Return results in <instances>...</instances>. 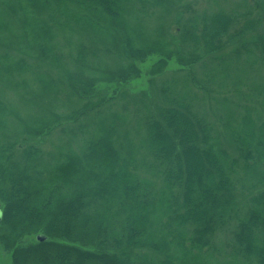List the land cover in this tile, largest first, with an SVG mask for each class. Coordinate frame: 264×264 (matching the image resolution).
Wrapping results in <instances>:
<instances>
[{"label":"trees","instance_id":"16d2710c","mask_svg":"<svg viewBox=\"0 0 264 264\" xmlns=\"http://www.w3.org/2000/svg\"><path fill=\"white\" fill-rule=\"evenodd\" d=\"M178 3L0 0V245L12 264H264V99L256 100L252 117L245 107L240 122L230 109L215 114L226 120L224 131L200 110L201 94L192 85L207 94L216 89L192 79V71L162 86L163 102L153 109L130 104L128 92L118 90L122 84L115 95L92 100L98 82L125 84L140 75L137 61L149 56L157 58L152 76L171 59L178 70L209 62L223 68L205 66L207 80L223 87L242 56L264 75L259 15L218 8L185 18ZM155 7L162 9L159 21L147 32L139 19ZM64 13L78 26L76 39L72 27L65 35L56 21ZM170 16L174 33L165 25ZM51 26L63 31L71 70L54 51ZM230 42L231 53H222ZM7 51L20 56L9 61ZM47 60L57 78L39 71ZM27 69H37L41 89L24 99L36 107L25 119L6 95L16 87L14 74ZM263 87L258 82L254 96ZM62 90L67 100H82L65 119H98L95 129L77 137L78 128L62 124L55 111ZM116 98L124 112L101 114ZM57 130L64 138L44 150L36 138Z\"/></svg>","mask_w":264,"mask_h":264},{"label":"rangeland","instance_id":"374dc122","mask_svg":"<svg viewBox=\"0 0 264 264\" xmlns=\"http://www.w3.org/2000/svg\"><path fill=\"white\" fill-rule=\"evenodd\" d=\"M179 3L177 4V7H184L185 8V18L188 17V15H193L194 13H199L201 11L204 12H210L213 10H216L218 8L227 10V11H250V14H246L247 16L254 17L255 15L260 16L261 23L259 25L260 27H264V6L261 1L264 2V0H260L258 2L257 0H178ZM2 8V6H0ZM178 8V9H179ZM151 12L149 11L148 13L150 14H145V17H141V20L143 26L145 27V30L149 32L156 24V22L159 21L158 19V13L162 11L160 7H155V8H150ZM174 13V11H172ZM162 14V13H161ZM160 14V15H161ZM158 15V16H157ZM45 18L49 19V17L46 15L44 16ZM170 19L167 21L166 28L172 29L171 32L174 33V30L176 28V24L173 23V16L169 17ZM245 18V15L243 17L239 18V24L243 22V19ZM173 20V21H172ZM51 22V19H49ZM57 22H62V26L66 29L65 30V35L66 33L72 29L74 30L72 33V39H76V35L78 34V26L74 21L68 20L65 18V13L60 14L56 18ZM66 26V27H65ZM52 27V32H53V37L51 41L54 43V51H56L58 54H61V61L63 60L64 65L66 66L67 69L71 70L72 67L74 66L71 61H69V56H68V47L64 44L66 40H64V35L60 31L61 29L57 26H51ZM145 31V32H146ZM145 33L144 31H142ZM147 35V34H146ZM145 35V36H146ZM89 42L87 41L85 43L86 46H89ZM231 42L228 43L223 49L222 53L224 54H230L231 53ZM233 45V44H232ZM5 49H0V53L4 52ZM8 54L11 56V59H8L9 61L12 60L14 61L17 57L20 56L19 53L16 51H7ZM206 58V57H205ZM28 59V58H27ZM157 58L154 56H149L146 58V60L139 62L137 61V65L140 69V75L137 76L136 78L128 80L125 84L124 83H119L117 81L115 82H109V81H104L102 83L98 82L96 84V87L94 86V97L92 100H96L98 98H103L105 96L109 95H115V90L119 85L118 90H125L128 92V102L131 104L132 101H135L138 103L142 108L146 105L150 109L155 108L156 104H160L162 100V95L160 94L159 91H161L162 86L163 87H168L170 85V79L176 74H182L184 72H191V78L195 80H200V83L203 84L206 88L211 89H216V91L213 94H207L203 89H200L197 85H192L193 89L196 91L200 92L201 97H200V105L201 109L200 110H205L207 113V117L213 121L212 119L214 118V122L218 125L220 131H224V127L222 125L223 122H226L224 119H219L218 117L215 116L217 114L218 116L223 115L225 112L224 109H230L233 114L235 115L236 119L240 122L241 121V116L246 113L245 107H250L252 108L250 112V116L254 115L253 108L256 106V100L258 99H264V87L260 88L258 90L259 94L258 96H254V94L257 92H253L256 90V84L259 82L262 86H264V75L259 74V70L263 68L259 65L253 66L251 64H246L244 62V56H242L240 61L237 64L242 63V67L239 69L235 68V65L231 68V72L233 73L234 77L233 78H226L224 80V86L220 87L216 82L210 83L207 80V77L205 76L204 72H206L205 66L210 69L211 71L219 70L223 68V66H218L214 65V63L210 64L209 62L206 63L205 66L201 65V62H197L191 67L186 66L185 69H180L178 70V66L174 64L173 60L171 59L169 61L170 65L169 67L164 70V72L158 74L157 76H152L150 74V68L152 64L155 62ZM109 66L108 68L113 69L114 65L113 63L106 59L103 58ZM30 62V60H28ZM39 64V61L36 62V65ZM55 67L50 68V64L48 63V60L40 66L41 73L47 72L48 74H51L53 77L57 78V73L54 69ZM49 69V70H46ZM242 69V70H241ZM37 70V69H36ZM36 70L34 71L33 69H27L22 71L21 73H15L13 78H12V83L16 84V87H8L7 88V95L8 100H12V103L15 104V107H18V113L20 116L23 118H28L29 114L36 110V107L31 106L30 104L24 103V99H28V97H31V93L29 92L30 89H33L34 92H39L41 89V81L39 78L41 77L40 74L38 73V76L35 74ZM261 73L263 71L260 70ZM104 75L102 71L98 69V73H96V76L101 77ZM262 75V76H261ZM150 78H152L153 81L150 82ZM220 82V78L218 79ZM193 82L190 81L189 85H191ZM11 84V85H13ZM22 85V86H20ZM64 85H66L64 83ZM233 85V86H232ZM180 86V85H179ZM0 87L3 88L2 82H0ZM239 87V88H238ZM6 88V87H5ZM67 90V89H66ZM170 91H175V90H170ZM118 94H120L119 91H117ZM58 97L59 100L57 101L56 109L58 113H60L63 117V122L62 124L68 122V128L70 129L74 126L78 128L77 131V137H80L84 131L88 130L90 131L91 129H95V127L98 125V119L95 121H92V119H89L87 116L84 115L82 116L77 122L75 120H67L65 119V115H68L73 112L74 109L79 108L82 104V100L79 98H76L77 96H72L70 100H67L66 96V91L62 90L58 92ZM223 97H227L228 99H225ZM142 100V102H141ZM198 100V99H197ZM122 103L123 100H120L119 98H116V101L114 102H107L104 105L101 106V114H105L106 112H124L122 111ZM28 105V106H27ZM25 106V108H24ZM96 111V110H94ZM93 111V112H94ZM34 114V113H33ZM240 116V118H239ZM84 118V119H83ZM83 119V120H82ZM27 122V121H26ZM230 122V121H229ZM28 123V122H27ZM79 126L84 127L82 129V132L79 130ZM232 126H236V123H232ZM230 127V125H229ZM98 128V127H97ZM64 134H62L60 131H55L51 135H46L43 134L39 138H36L37 141H40L41 143L39 144L44 150H53L56 145L59 144V139L58 137H62ZM66 135V134H65ZM83 136V135H82ZM80 140V139H79ZM21 143H23L22 140L19 139ZM224 147H230V145L224 144ZM220 231L219 232V237L224 240L225 233ZM218 234V232L216 233ZM27 240H32L34 239V235L31 237L26 238ZM204 254V253H202ZM218 253L215 252L214 255H217ZM0 264H12V261H10V253L7 252L1 245H0Z\"/></svg>","mask_w":264,"mask_h":264},{"label":"water","instance_id":"95a60500","mask_svg":"<svg viewBox=\"0 0 264 264\" xmlns=\"http://www.w3.org/2000/svg\"><path fill=\"white\" fill-rule=\"evenodd\" d=\"M37 238H39V239H41V240L44 239V237H43L41 234H38V235H37Z\"/></svg>","mask_w":264,"mask_h":264}]
</instances>
